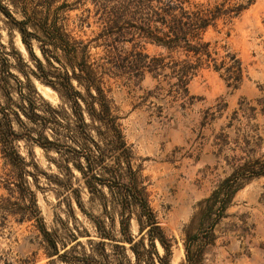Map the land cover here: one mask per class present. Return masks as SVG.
<instances>
[{
    "label": "rangeland",
    "instance_id": "1",
    "mask_svg": "<svg viewBox=\"0 0 264 264\" xmlns=\"http://www.w3.org/2000/svg\"><path fill=\"white\" fill-rule=\"evenodd\" d=\"M232 2L245 9L222 31L209 30L205 37L217 41L220 55L226 48L241 60L237 87L220 76L222 71L203 69L183 99L166 86L154 90L156 80L149 76L139 87L114 86L108 94L138 185L169 245L166 254L155 240L168 264H264V174H254L264 159V0ZM145 49L162 51L150 44ZM32 52L42 58L35 44ZM19 56L34 68L18 31L0 13V75L10 86L16 83L6 64L24 82L16 68ZM29 76L46 101L60 102L50 87ZM11 95L15 98L12 90ZM17 149L30 172L25 178L40 221L9 216L0 223V264H135L120 232L113 190L99 185L90 193L72 162L54 150L24 140ZM8 169L0 158V174ZM137 214L133 208L128 232L148 248V227ZM51 247L58 253L48 255Z\"/></svg>",
    "mask_w": 264,
    "mask_h": 264
},
{
    "label": "trees",
    "instance_id": "2",
    "mask_svg": "<svg viewBox=\"0 0 264 264\" xmlns=\"http://www.w3.org/2000/svg\"><path fill=\"white\" fill-rule=\"evenodd\" d=\"M4 1L0 0V13L18 31L34 68L19 56L21 65L16 68L24 82L8 71V64L5 71L16 86L0 75V158L4 167L9 166L0 174V189L5 190L0 193L1 225L9 216L17 222L40 221L35 195L25 178L30 172L17 149L18 141H30L71 161L90 193L99 185L116 193L120 232L135 264H155L153 256L158 264H168L158 255L155 240L166 254L169 245L144 188L138 185L120 117L108 94L114 86L139 87L149 76L156 80L154 90L166 86L176 99H183L189 82L203 69L222 71L220 76L237 87L243 79L241 60L224 46L220 55L217 41L205 35L209 30L222 31L245 6L232 0ZM33 44L42 58L33 54ZM146 44L162 51L149 54ZM29 75L50 87L60 102L52 106L46 101ZM111 156L113 162L104 163ZM254 174H264V159ZM133 208L148 227V248L142 238L135 241L128 232ZM51 248L48 255L58 253Z\"/></svg>",
    "mask_w": 264,
    "mask_h": 264
}]
</instances>
